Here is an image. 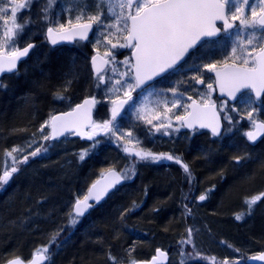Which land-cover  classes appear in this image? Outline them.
Returning a JSON list of instances; mask_svg holds the SVG:
<instances>
[{
  "label": "trees",
  "instance_id": "1",
  "mask_svg": "<svg viewBox=\"0 0 264 264\" xmlns=\"http://www.w3.org/2000/svg\"><path fill=\"white\" fill-rule=\"evenodd\" d=\"M41 33L33 38L36 47L21 63L18 75L2 79L6 88L0 89V155L24 142L25 136L55 112L73 107L84 96L100 97L91 85L96 76L90 67L93 51L89 43L53 48ZM66 80L72 83L64 91ZM57 92L68 99H54ZM214 98L219 101L216 95ZM256 106L259 119L264 121V96ZM101 110L99 103L98 116ZM231 118L233 127L228 131L229 123L225 122L221 137L184 129L186 136L177 146L167 144L175 150L173 157L189 165L191 178L180 164L151 166L126 154L134 176L125 178L89 215L75 217V224L71 223L72 206L79 195L85 194L106 169L121 171L119 163L113 162L119 157L114 143L100 144L102 136L96 139L99 145L87 143L90 150L83 160L79 158L84 152L80 148L73 163L59 161L36 167L35 171H43L38 176L41 186L20 182L22 173L0 193V264L15 255L28 258L40 244L49 246V264H132L149 259L159 247L170 251L171 264L174 255L186 249L180 241L190 227L195 230L192 244L197 258L192 262L186 259L183 264H207L203 259L210 255L224 260L221 264H237L229 251L220 249L221 239L242 247L244 256L249 251L264 252V219L245 222L233 214L243 202L242 196L264 183V136L251 143L243 132L247 128L245 118L238 113ZM206 184L211 196L203 201L194 199L196 189ZM232 195L236 200L230 199ZM187 209H191L190 215ZM241 264H249L246 257Z\"/></svg>",
  "mask_w": 264,
  "mask_h": 264
},
{
  "label": "snow or ice",
  "instance_id": "2",
  "mask_svg": "<svg viewBox=\"0 0 264 264\" xmlns=\"http://www.w3.org/2000/svg\"><path fill=\"white\" fill-rule=\"evenodd\" d=\"M3 2L4 0H0V3ZM73 2L78 5L80 0H73ZM54 3L55 0H47V6L43 10V19L48 24L57 25L56 27L48 26L46 29V36L52 45H56L60 40L75 39L77 36L81 40H87L93 25H97L98 30H103L100 31V35L107 41V44L111 45V48L121 47L133 50L134 62L130 63L129 60H125L122 63L134 71L131 76L128 71H124L118 74L119 78H109L105 81V76L102 75L104 65L114 63L115 57L111 52H106L105 56L109 59L98 62V58L94 56L92 65L97 78L95 87L99 88L101 84H107V91H122L127 99L112 100L111 119L100 123L91 118V108L98 102L95 97L85 99L70 112L51 116L40 129L43 131L44 127L50 128V133L42 137L45 141L55 140L64 136L65 133H70L93 140V146H95L99 143L95 137L100 132L111 136H116L117 132H120L118 140L124 139L125 136L132 137L131 132L124 133L114 125L121 109L131 99V93L146 81L167 73L169 70H177V65L184 60L190 50L195 49L201 41L208 43L205 38L217 37L221 32L232 38L230 57L223 61L204 64L202 67L215 73V83L219 91L222 94L226 93L232 100H236V93L241 90H249L241 98L250 109L247 111V117L252 122V130L246 132L245 135L249 141H255L259 135L264 134V121H257L253 118V113L256 112L254 105L264 95V0H95V14L89 13L87 9H81L75 16V22L68 19L66 24L50 19L48 13ZM25 7V3L11 0L9 8H0V21L5 26L9 18L12 22L11 27L6 26L0 33V41H2L0 42V74L7 72L18 75L17 62L22 57L28 56L30 49L34 47L29 43L22 49L12 47L10 51L7 50L8 42L13 40L18 33H22L23 29L32 22L29 18H21L22 22H17V12ZM217 22H221L219 26ZM112 38L117 41L122 39L123 43H113ZM193 68L197 73H201L200 66L193 65ZM110 71L115 74L117 70L113 67ZM193 79L199 84L205 83L199 75ZM71 83V80L65 81L64 91H67ZM3 88H6V85L0 81V89ZM206 88L209 96L212 91H215L213 83H208ZM170 91L175 95V88ZM54 99L65 100L68 97L57 92L54 94ZM178 105L177 100L173 102L172 107ZM164 106L167 108V102ZM221 106L226 107L227 102H223ZM191 109L188 111V106H185L186 114L177 115L175 119L181 121L182 126L195 128L199 124L200 128H210L212 135H220V122L214 103L200 105L193 101ZM155 119L159 120V115L155 116ZM225 119L231 121L232 118L226 115ZM147 123L152 124V120H147ZM169 127H171L170 123L167 125L161 123L156 127V131ZM85 128L89 131L85 132ZM230 130L231 125L228 131ZM165 134H168L167 131ZM138 143V140L129 139L125 145H122L123 151L139 161L175 160L181 165L184 173L191 178L189 165L183 163L179 157L158 155L144 149L135 150L134 145ZM128 145H133V147ZM41 147L24 155L21 160L13 156V152L21 151V149L13 148L7 152V157L11 159L0 175V186L7 184L12 175L19 171L17 167L19 163H26L29 155L35 157L40 154ZM44 152H47V148H44ZM87 154V150L82 152L79 156L80 160H83ZM105 171L107 175H102L101 180L92 184L87 195L76 200L73 207L74 218L71 223L75 224L77 222L75 217L83 216L87 209L93 206L89 203L90 200L98 203L121 179H131V175L126 174L122 177L111 168ZM126 172L134 174V167L128 168ZM262 198H264V193L246 201L249 214L253 206ZM205 199H207L206 194L199 196V200ZM187 212L190 215L191 209H187ZM236 219L240 220L242 216L237 215ZM193 231L191 227L187 229L188 239L180 241L181 245L192 244ZM193 249H195L194 244ZM181 254H184L183 249ZM166 256L167 253L157 249V255L152 258L150 264H158V261ZM47 259L48 247L45 246L35 250L28 264H44ZM110 259L115 261V257H110ZM252 259L264 261V254ZM6 264H25V262L20 257H14L7 260ZM132 264L136 262L133 261Z\"/></svg>",
  "mask_w": 264,
  "mask_h": 264
},
{
  "label": "rangeland",
  "instance_id": "3",
  "mask_svg": "<svg viewBox=\"0 0 264 264\" xmlns=\"http://www.w3.org/2000/svg\"><path fill=\"white\" fill-rule=\"evenodd\" d=\"M19 2L25 3L26 7L17 12V22L21 23L22 22L21 18H29L32 21L30 24L35 26H32L31 29L27 31L23 29L22 33H18L13 40L9 41L7 44V50L9 51L12 49V47L19 48L20 44L24 45L34 37L40 36V34H42L41 33L42 31L45 36L46 27L57 26L56 24L43 25V23H47L43 19V10L47 6V0H17V3ZM88 2L90 4L89 7H87ZM10 6H11V0H4L3 3H0V8H9ZM68 9H72V10L67 11ZM81 9H87L89 13L95 14L96 12L95 0H80V3L78 5L74 4L73 0H55V3L52 5L48 15L51 20L66 24L68 19H72L73 22H75V16L77 15L78 11ZM6 18H8L7 15ZM6 26L7 27L12 26V22L10 18L8 19V24ZM6 26L2 21H0V33L4 31ZM100 31L103 30L102 29L98 30V26L95 25V32L93 33L88 43L92 48L93 53L98 52L101 53L102 55H105L106 52H111L112 55L115 57V62L109 64L107 70L104 73H102V75L105 76V81H108L109 78L112 79L119 78L118 74L124 71H128L129 76H131L132 69H130V67H127L122 63L123 61L128 59L125 58L119 59V51H121L123 48L121 47H117L115 49L111 48V45L107 44V41H105L103 36L100 35ZM112 39H113V43H123L122 39L119 41H117L115 38ZM98 40L100 41L99 43L97 42ZM218 43L219 44L217 45L216 50L218 51L219 54L218 56H220L219 61L228 59L231 54L232 38L227 36L225 37V40L224 39L220 40ZM206 55H209L211 57L210 53H207ZM206 59L207 60L204 61L203 65L207 63L217 62L211 58L209 59L206 58ZM229 62H231L230 59ZM113 67H115L117 70L115 74L110 71V69ZM208 74L209 71L206 68H204L203 74L199 76L200 79H203L205 81L204 84L197 83L196 80L193 79V77H185L182 79V82H177L175 84H172V86H170L167 82L168 78H163L158 82L145 88L141 92H136L135 90L131 93V100L126 107L122 118L120 120L114 121V125L118 126L124 133L131 132L132 137L125 136L124 139L118 140L117 137L120 135V132H117L116 136L104 135L102 138H100L101 139L100 144L109 143V142L115 144L116 148L119 151V157L117 158V160L115 159L113 162L119 163V168L121 169V171H123L124 175L125 174L131 175V178L134 176V174L126 172V170L131 166L130 164H127L126 159L124 158V156L126 157L127 153L123 151V147H122V145H125L126 141H128L129 139H132L133 141L136 140L139 141L138 144L134 145L135 150L144 149L158 155L159 154L174 155L173 152L175 153V150L171 149V147L167 144L172 143V147H175L177 146L176 143L181 139H183V137L185 138L186 136V134L183 131L184 127L182 126V122L176 120L175 117L177 115L183 116L186 114L185 106H188V111H189L191 100H197L202 103L215 102V98H214L215 91H212L211 95L209 96L208 90L206 88V85L208 83H213V88H214V78L213 76L210 75L208 76ZM96 80L97 78L92 80L91 85L92 87H94L93 90L100 95V97H96L98 102L100 103V106L102 107L101 117L99 118L98 121H96L97 123H100L102 121L111 119L112 100H119L121 98H125V96L123 95L122 91L120 92L107 91V87H108L107 84H101L99 88L95 87ZM185 81L188 83L187 86H184ZM181 86H184L185 88H182ZM173 88L176 89L175 95L173 94L172 91H170V89ZM243 95L244 93L239 97L238 101L234 104H230L226 100H219V108L223 114L224 119L226 115L231 116V114L233 113H238L242 115L247 121V128L243 130V132L246 133L252 129V122L247 117V111H249L250 109L247 104L243 103L241 99ZM189 97L191 99H189ZM177 100L179 101V105L176 107H172L173 102ZM225 101L227 102V106L222 107L221 105ZM165 102H167V108H165L164 106ZM258 103L259 102H257L256 105ZM256 105H254V107L256 108V112L253 113V118L258 121L260 120L259 119L260 109H258ZM168 109H171V111H168ZM157 115H159L160 117L159 120L155 119V116ZM50 117L51 116H49L48 120L50 119ZM149 119L152 120V124L147 123V120ZM225 122L229 123V126L231 125V121L225 119ZM161 123H164L165 125L170 123L171 127L161 128L160 131H156V127H158ZM44 124L45 123H41V126ZM232 127L233 126L231 125V128ZM40 129L41 127L37 128L28 137L26 136L24 137L25 139L24 142H22L19 145L11 146L9 149L2 152V155H0V166H1L0 175H2L3 169L7 166V164L10 162L11 159L7 157V152L11 151L13 148L21 149V151L13 152V156L16 157L17 160H21L24 155H28L31 151L35 150V148L42 146L40 154H38L35 157L29 155V159L26 163H19L17 165L19 171L12 175V177L9 179L7 184H3L2 186H0V193L3 192L7 187L12 186L15 180L22 173L23 174L20 177V182H23L25 183V185H27L26 183L28 181L34 187H37L39 185L41 186L42 182L39 179V177H41L43 171H41L42 169L35 171L36 167L45 166L47 164L50 165L51 163H56L59 161L69 162V163L72 161L73 163L74 156L80 148L83 149V151L90 150V146L87 144L89 142L82 141L83 143H77L78 142L77 138H75L73 134L65 135L56 140L45 141L42 137L50 133V128L44 127L43 131H41ZM165 131H167L168 134H165ZM29 145H31V147H29ZM128 146L133 147V145H128ZM44 148H47L46 153L44 152ZM143 162L151 166L159 165V164H168L170 162L171 163L174 162L175 164H177L175 160H167V159H161L159 161L144 160ZM45 176H48V174H46ZM196 190L198 192L194 193V199H198L199 196L202 194H206L207 199L208 197L211 196L210 186H207V184L199 186ZM255 191L248 193L245 197L242 196L241 201L243 200V202L239 205V207L236 210L233 211V214L235 216L240 215L242 216V219L245 218L244 219L245 222L251 218H254L255 220L264 219V198H262L253 206L251 213L249 214L246 201L250 200L254 196L264 193V183L259 189ZM79 196L83 197L84 194ZM236 198H237L236 195H232L230 199L236 200ZM194 233L195 230L193 231V234L191 236L192 242L194 241ZM186 239H188L187 232L184 240ZM218 245L220 246V249L224 250V252L229 251V253L232 255L233 258L232 260L234 262L236 261V263L238 261V264H241L243 257L247 258L251 254L254 255L259 253L257 252L259 250H254L247 252V255L244 256V253H241V251L243 250L242 247L235 245L225 239H221L218 242ZM47 247L49 249V246ZM56 247L58 246L56 245L53 248ZM184 247H186V249ZM39 248H42L41 244L37 246L36 249ZM183 248H184L183 251L184 254L182 255L181 251L177 252L176 255H174V258H172L171 264H175V262H179V261L182 262L185 261L186 259H189L190 262H192L194 259L197 258L196 255H194L193 244H184ZM120 258H122L120 260L124 261V257H120ZM203 260L207 264H221L222 262H224V260L219 259L216 255L204 256ZM121 262L122 261H120V263ZM49 263H50V259L47 264Z\"/></svg>",
  "mask_w": 264,
  "mask_h": 264
},
{
  "label": "water",
  "instance_id": "4",
  "mask_svg": "<svg viewBox=\"0 0 264 264\" xmlns=\"http://www.w3.org/2000/svg\"><path fill=\"white\" fill-rule=\"evenodd\" d=\"M93 32H94V25H93L92 31H90V32L88 33V39H87V40H82V41H84V42L89 41L90 38H91L92 35H93ZM213 38H214V37H213ZM46 39H47L48 43H49L52 47H56V46H59V45H62V44H73L76 40H81V39L77 36L75 39H72V40H60L56 45H52L51 42H50V40L47 38V36H46ZM205 39H207V38H205ZM29 43L33 44L34 47H33L32 49H30L28 56H26V57H22V58L17 62V71H18V69H19L20 64H21L23 61H25V60L29 57V55L31 54V52L34 50V48H35V46H36V42H35V41H30ZM29 43H27V44H29ZM27 44H25L24 46H22V47H20V48L22 49L23 47L27 46ZM94 56L98 58V62H99V61H102V60H104V59H108V58L105 57L104 55H102L101 53H98V52H96V53H94V54L92 55V57H91V59H90V64H91L92 72H93V74L95 75V69H94V67H93V65H92V58H93ZM182 61H183V60H182ZM182 61H180V63H181ZM133 62H134V58H133ZM180 63H179V64H180ZM179 64H178V65H179ZM178 65H177V66H178ZM108 66H109V64H108V65H104V71L108 68ZM104 71H103V72H104ZM133 71H134V70H133ZM169 71H171V70H169ZM103 72H102V73H103ZM167 73H168V72H167ZM167 73L161 74L160 76L154 77L152 80L146 81L145 84H143L140 88H137L136 91H137V92L142 91L143 89H145L146 87H148L149 85H151L152 83H154L155 81H157V80H159L160 78H162V77H163L164 75H166ZM212 73H213V72H212ZM11 74H14V73H7V72H5V73H3V74H0V81H2V79H3L4 76H6V75H11ZM213 78H214V88H215V92H216V96H217V98H218L219 100H226V101H227L228 103H230V104H234V103H236V102L238 101L239 97H240L243 93L249 91V90H247V89H243V90H241V92L236 93V100H232L230 97L227 96L226 93H223V94H222V93L219 91L218 85L215 83V73H213ZM263 96H264V95H262V96L260 97V99H259L257 102L261 101L262 98H263ZM90 98H92V96H86V97H84L80 102H78L77 104H81V103H83V101H84L85 99H90ZM122 99H127V98H122ZM193 101H196V102H197L198 104H200V105L205 104V103H202V102L197 101V100H191L189 111L192 110V109H191V105H192V102H193ZM212 103L215 104V111H216V113L218 114V117H219V122H220V135H218V136H214V135H212V132H211V129H210V128H200V127H199V124H197V125L195 126V128H188V127H186V126H183V127H184L186 130H188V131L204 130V131L209 132L212 136H214V137H216V138L221 137V136L223 135V133H224L225 121H224L223 115H222V113H221V111H220V108H219V104H218V102H212ZM212 103H208V104H212ZM77 104H76V105H77ZM76 105H75V106H76ZM126 105H127V104H125V105L123 106V108H122L121 111H120V115L117 116V118H119V117L123 114V112H124V110H125V108H126ZM75 106L72 107L71 109H68V110H65V111L56 112V113L53 114V115H57V116H59V115H62L63 113L70 112V111H72L73 108H75ZM96 106H97V103L95 104L94 107L91 108V118H92L93 121H94V113H95V108H96ZM53 115H52V116H53ZM258 121H262V120H258ZM251 130H252V129H251ZM251 130H250V131H251ZM84 131L87 132V131H89V129L85 128ZM68 134H70V133H65V135H68ZM65 135H64V136H65ZM103 135H104V133H103V132H100V133L95 137V140L98 139L99 137L103 136ZM74 136H75L76 138H79V139L83 140V141H87V142H92V141H93V140H88L86 137H81V136H79V135H74ZM263 136H264V134L259 135L255 141H251V142H256L257 140H259V139L262 138ZM61 137H63V136H60V137H58V138H61ZM58 138H57V139H58ZM55 140H56V139H55ZM111 169H113L114 171H116L117 173H119L122 177L124 176V175L121 173V171H119L118 169H116V168H111ZM102 175H107L106 171H105ZM102 175H101L100 177H98L93 183H95L97 180H101V179H102ZM124 181H125V179H121L119 183L115 184L114 187L110 188V189L108 190L107 194H106V195H105V196H104V197H103L98 203L95 202L94 200H90L89 203L92 204L93 206H94V205H100L101 203H103V202H104V201L110 196V194H111L116 188H118L119 186H121V185L124 183ZM93 183H92V184H93ZM92 184L89 186L86 195L88 194V191H89V189L91 188ZM82 198H83V197H82ZM82 198H80V199H82ZM75 202H76V200H75L74 203H73L72 211H73V207H74V205H75ZM93 206L90 207V208H88L87 211L83 214V216H79V218H84V217H86L87 215H89V213L91 212ZM158 249H160L161 251L167 253L166 258H163V259L159 260V261H158V264H168V262H169V260H170V253H169V251H168V250H165V249H162V248H158ZM261 254H264V252H261V253H259V254L252 255V256L249 258V262H250V263H255V264H264V261L252 259L253 257H258V256H260ZM156 255H157V250L155 251V254H153L149 259L136 260L135 262H136V264H150L152 258H153L154 256H156ZM22 260H23V259H22ZM23 261L25 262V264H28V262H29L30 260H29L28 262H26L25 260H23ZM48 261H49V256H48V259L44 262V264H47ZM5 264H6V263H5Z\"/></svg>",
  "mask_w": 264,
  "mask_h": 264
},
{
  "label": "flooded vegetation",
  "instance_id": "5",
  "mask_svg": "<svg viewBox=\"0 0 264 264\" xmlns=\"http://www.w3.org/2000/svg\"><path fill=\"white\" fill-rule=\"evenodd\" d=\"M89 2L87 3V7H89ZM85 6V5H84ZM221 22H217V26L220 25ZM47 29V27H46ZM94 31H95V25H94ZM230 31H234V30H230ZM46 33V30H45ZM228 35H226L224 32H221L217 37L214 38H207L206 40L208 41V43H204V41H201L200 44H198L196 46L195 49H192L189 51L188 55L185 56L184 60L177 66V70L173 71H169L166 75H164L162 78H160L159 80L163 79V78H168V84L170 86H172V84H175L177 82H182V79L185 77H195V76H201L203 74L204 68L202 67L203 63L205 60H207L206 58H211L214 61H219L220 60V56H218V51L216 50L217 45L219 44L218 42L220 40H225V37H227ZM45 39H46V34H45ZM30 41H34L33 39H31ZM29 41V42H30ZM28 42V41H27ZM28 42V43H29ZM46 42L48 43L47 39ZM84 42L82 40H76L73 44H62V45H74L76 43H88ZM25 45V44H24ZM48 45L50 47H52L49 43ZM61 46V45H59ZM36 47V46H35ZM57 47V46H56ZM54 48V47H53ZM35 49V48H34ZM132 49L131 48H123L121 51H119V59H128L131 63L133 62V57H132ZM207 53L211 54V57L209 55H206ZM105 56V55H104ZM106 57V56H105ZM109 59V57H107ZM193 65H198L201 67V73H197V71L193 68ZM91 67V64H90ZM92 70V68H91ZM18 72V71H17ZM133 72V70H132ZM93 73V72H92ZM94 75V74H93ZM213 76L212 72H209L208 76ZM96 76V75H94ZM159 80L155 81L154 83L158 82ZM153 83V84H154ZM187 82L185 81L184 86H187ZM184 86H181L182 88H185ZM86 97V96H85ZM94 97V96H92ZM84 98V97H83ZM82 98V99H83ZM82 99H80L78 102H80ZM95 99L97 100V98L95 97ZM122 99V98H121ZM120 100V99H119ZM131 100V99H130ZM130 100H128V103L130 102ZM98 101V100H97ZM76 102L73 107L78 103ZM127 103V105H128ZM98 102H97V106L95 108V113H94V121H98L99 118L101 117L98 116L97 114V108H98ZM126 105V107H127ZM72 108V107H71ZM68 108V109H71ZM65 109V110H68ZM126 109V108H125ZM65 110H61V111H65ZM61 111H57V112H61ZM125 112V110H124ZM123 112V114H124ZM56 113V112H55ZM123 114L119 117L116 118V120H120L123 116ZM52 116V115H51ZM98 116V118H97ZM105 135V134H104ZM103 135V136H104ZM74 136V135H73ZM75 137V136H74ZM76 138V137H75ZM78 140H81L79 138H77ZM97 206V205H94Z\"/></svg>",
  "mask_w": 264,
  "mask_h": 264
},
{
  "label": "bare ground",
  "instance_id": "6",
  "mask_svg": "<svg viewBox=\"0 0 264 264\" xmlns=\"http://www.w3.org/2000/svg\"><path fill=\"white\" fill-rule=\"evenodd\" d=\"M20 65H21V64H20ZM19 67H20V66H19ZM18 70H19V69H18ZM249 131H250V130H249ZM260 139H261V138H260ZM260 139H259V140H260ZM259 140H257L256 142H251V141H250V142H251V143H257ZM99 177H100V176H99ZM95 180H96V179H95ZM95 180H94V181H95ZM94 181H93V182H94ZM93 182H92V183H93ZM92 183H91V184H92ZM91 184H90V185H91ZM90 185H89V186H90ZM88 188H89V187H88ZM88 188H87V190H88ZM87 190H86L84 196L86 195ZM255 192H256V191H255ZM84 196H83V197H84ZM159 248H162V247H159ZM157 249H158V248H157ZM157 249H156V250H157ZM162 249L168 250V249H166V248H162ZM156 250H155V251H156ZM155 251H154L153 254H155ZM168 251H169V250H168ZM169 253H170V251H169ZM33 254H34V252L31 253V254L29 255L28 258H27V257H23L22 255H20V256L15 255V256H13V257H11V258H9V259H12V258H14V257H20V258H22L23 260H25L26 262H28V261L33 257ZM257 254H259V253H257ZM254 255H255V254H254ZM251 256H252V255H249V256L246 258V259H247V262H248L249 264H255V263H250V262H249V258H250ZM170 258H171V254H170ZM9 259H8V260H9ZM6 261H7V260H6ZM6 261L4 262V264L6 263ZM169 261H170V260H169Z\"/></svg>",
  "mask_w": 264,
  "mask_h": 264
}]
</instances>
